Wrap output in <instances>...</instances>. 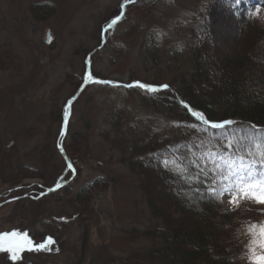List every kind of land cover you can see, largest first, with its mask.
Instances as JSON below:
<instances>
[{
    "label": "rangeland",
    "instance_id": "rangeland-1",
    "mask_svg": "<svg viewBox=\"0 0 264 264\" xmlns=\"http://www.w3.org/2000/svg\"><path fill=\"white\" fill-rule=\"evenodd\" d=\"M140 1L127 5L103 36L127 0H0V234L33 237V250L15 252V260L13 251H0V264H150L142 260L157 238L144 232L158 220L142 192L141 171L122 160L123 142L115 143L124 137L128 149L138 135L173 134L182 118L126 85L181 87L194 47L233 48L241 10L253 1L222 0L213 16L212 0ZM89 56L91 75L62 144L76 173L65 176L59 110L84 83ZM210 157L221 168L239 158L258 166L240 155ZM222 179L221 211H249L252 225L264 224V205L242 197L239 206L231 203L237 190ZM80 193L86 204L75 201ZM247 236L250 250L254 237ZM48 238L55 243L36 248Z\"/></svg>",
    "mask_w": 264,
    "mask_h": 264
},
{
    "label": "trees",
    "instance_id": "trees-1",
    "mask_svg": "<svg viewBox=\"0 0 264 264\" xmlns=\"http://www.w3.org/2000/svg\"><path fill=\"white\" fill-rule=\"evenodd\" d=\"M252 1L241 10L240 35L233 48L223 52L208 42V48L198 53L200 45L194 47L192 70L181 87L150 80L139 83L159 91L128 87L182 118L173 134L138 135L127 143L128 149L124 137L115 143L123 142L122 160L141 171L142 192L158 220L157 228L144 232V236L157 238V247L143 263L253 264L247 234L256 221L249 211H221V174L208 159L215 151L240 155L257 165L264 162V0ZM222 2H210L212 16ZM64 111L62 106L60 124ZM193 111L202 113L208 123ZM69 173L66 169L64 175ZM156 190L164 192L158 195ZM83 194L75 201L86 204L89 198Z\"/></svg>",
    "mask_w": 264,
    "mask_h": 264
},
{
    "label": "snow or ice",
    "instance_id": "snow-or-ice-1",
    "mask_svg": "<svg viewBox=\"0 0 264 264\" xmlns=\"http://www.w3.org/2000/svg\"><path fill=\"white\" fill-rule=\"evenodd\" d=\"M128 3H133L135 0H127ZM239 3V0H237ZM115 23V21H113ZM111 27V25H109ZM51 39V37H49ZM91 74L89 73V76ZM101 82V81H97ZM108 83V82H101ZM138 86L140 88L147 89V91L155 93L159 91L158 88L140 84L137 82L136 85H126V87ZM167 88L168 86H163ZM72 102L69 101L64 114V128H67L68 116L70 114ZM187 107V105H186ZM193 115L196 116L201 121L208 123L202 113H198L193 111ZM231 123V122H229ZM213 127H222L223 125H212ZM64 132H61L63 135ZM63 151V149L61 148ZM210 162L216 163V167L219 169L221 176L223 179L220 181L221 185H223V180L231 179L233 187L237 190L238 195L235 199L231 200V203H235L239 206V199L242 197L244 199L254 200L256 203L264 205V172H261L260 169L264 168V163L258 165L256 169L253 168V163L245 164L243 158H239V162H225L224 167L221 168L220 164L213 159V157L208 158ZM222 159V158H221ZM175 163V161H173ZM195 163V162H194ZM182 166V165H180ZM71 168L72 165L69 164ZM59 187V184L57 185ZM248 232L254 238L251 241V253L253 256V264H264V224L262 225H250ZM23 238L25 243L21 245H16L14 243L15 240H19ZM55 243L51 238H48V241L44 244L37 245L36 248L40 250H44L47 248L48 244ZM31 244L30 240H27V233H18L13 231L11 233H3L0 234V251H13L14 254L11 257L12 259H16L17 256L15 252L22 251L25 248L28 250H33L29 245ZM259 250V251H258Z\"/></svg>",
    "mask_w": 264,
    "mask_h": 264
},
{
    "label": "water",
    "instance_id": "water-1",
    "mask_svg": "<svg viewBox=\"0 0 264 264\" xmlns=\"http://www.w3.org/2000/svg\"><path fill=\"white\" fill-rule=\"evenodd\" d=\"M135 1H136V0H135ZM129 4H131V3L125 2V3L122 5V12H121V14H120L117 18H115V19L113 20V21H115V23L121 19L122 15H123V13H124V11H125V7H126L127 5H129ZM113 21L109 24V25H111V27L115 24V23H113ZM109 25H108V26L105 28V30L103 31V36H104V35L106 34V32L111 28V27H109ZM49 37H50V33H48V38H49ZM90 72H91V63H90V56H89L88 59H87V70H86V74H85V76H86V77L89 76V73H90ZM83 87H84V85H82V86L78 89V91L74 94V96L70 99V101L72 102V104H71L70 114H69V116H68L67 127H68V123H69V120H70V117H71L73 103H74L75 100L78 98V96L81 94V92H82V90H83ZM63 132H64V134H63V138H64L65 135H66V132H67V128L65 129V128H64V125H63ZM62 142H63V139H62ZM61 148L63 149L62 143H61V145H60V149H61ZM61 154H62V155L64 156V158L66 159V161H67V165H68V168L73 172V176H74L75 173H76V170H75V168L73 167V165L69 162V160L67 159L64 149H63V151L61 150ZM69 164L72 165L71 168L69 167ZM69 182H70V180L67 181V182H65V183H63V184H59V187L62 186V185L68 184ZM59 187L56 186V187H54V188H52V189H48V190H46L44 193H42L41 195H43V194H47V193H49L50 191L56 190V189L59 188Z\"/></svg>",
    "mask_w": 264,
    "mask_h": 264
},
{
    "label": "bare ground",
    "instance_id": "bare-ground-1",
    "mask_svg": "<svg viewBox=\"0 0 264 264\" xmlns=\"http://www.w3.org/2000/svg\"><path fill=\"white\" fill-rule=\"evenodd\" d=\"M39 3H40V2H39ZM252 8H253V7H252ZM132 13H133V12H132ZM130 14H131V13H130ZM99 32H100V31H99ZM143 142H144V141H143ZM201 142H202V141H201ZM150 147H151V146H150ZM195 156H196V155H195ZM175 162H176V161H175ZM197 164H198V163H197ZM159 165H160V164H159ZM187 186H188V185H187ZM207 191H208V190H207ZM147 193H148V192H147ZM149 198H150V197H149ZM149 198H148V199H149ZM157 204H158V203H157Z\"/></svg>",
    "mask_w": 264,
    "mask_h": 264
}]
</instances>
